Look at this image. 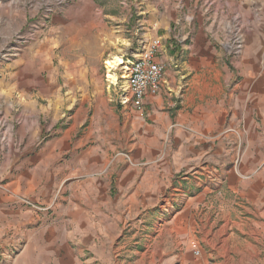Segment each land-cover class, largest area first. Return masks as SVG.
<instances>
[{
  "label": "rangeland",
  "instance_id": "obj_1",
  "mask_svg": "<svg viewBox=\"0 0 264 264\" xmlns=\"http://www.w3.org/2000/svg\"><path fill=\"white\" fill-rule=\"evenodd\" d=\"M58 1L0 0V264H264V223H250L241 201H234L237 219L220 208L222 185L194 203L188 194L179 196L175 205L172 187L186 182L181 179L193 170L148 180L146 196L128 198L117 191L131 172L160 170L174 145L170 137L144 141L149 133L137 128L139 121H148L144 106L122 102L127 78L122 72L130 54L141 51V38L161 37L165 25L170 37L161 38V46L176 41L182 47L187 37L178 35L181 28L187 22L192 28L199 18L202 27L225 32V53L238 57L246 30L254 23L263 28L264 0H182L180 8H187L180 11L190 17L173 21L168 15L176 0H156L141 17L122 0H69L60 7ZM46 6L52 8L48 19L43 18ZM237 37L241 49L235 54ZM38 46L46 49V60L29 64L27 50ZM160 49L155 58L165 71ZM114 56L123 64L108 73L105 63ZM32 65L34 90L24 84ZM9 66L15 69L11 79ZM109 74L117 76L116 83ZM27 93L35 94L34 110L27 107ZM184 131L213 143L234 142L238 166L245 146L236 128L224 126L207 135ZM46 146H52L56 159L42 164L30 157ZM79 152L86 158L75 160ZM262 166L241 175L242 181L261 189L264 181L249 179ZM92 179L108 180L109 195L84 196L80 188Z\"/></svg>",
  "mask_w": 264,
  "mask_h": 264
},
{
  "label": "crops",
  "instance_id": "obj_2",
  "mask_svg": "<svg viewBox=\"0 0 264 264\" xmlns=\"http://www.w3.org/2000/svg\"><path fill=\"white\" fill-rule=\"evenodd\" d=\"M181 3L182 0L174 2L175 14H169V20H188L190 16L182 12L187 7L183 5V8H180ZM167 10L164 8L163 14ZM194 20L196 21L192 23V28L187 22L180 30L182 33L178 34L180 37H187L182 47L176 41L163 42L161 55L158 57V60L165 64L161 90L158 95L148 97L144 102V113L145 117L148 116L149 123L139 121L137 126L141 134L149 133L144 139L148 143H156L162 138L165 140L170 137L174 142L171 159L160 170L151 166L154 168H149L150 173L131 172L121 180L118 195L123 194L128 198L135 194L146 196L150 187L148 180L158 182L164 174L171 177L178 171L193 170L189 177L181 179L186 182L177 181L172 187L171 190L178 195L175 194V205L182 200V196L189 195L188 198L194 203L206 195H211L210 189L214 187L225 188L220 196V208L229 215L234 212L237 219L239 203L234 201H241V208L248 206L246 213L250 223L254 224L256 219L257 222L264 223V208L258 209L259 205L264 204V186L260 189L254 183L243 182L241 177L243 174L252 173L256 165L264 164V23L263 28H257L254 23L253 27L246 30L242 54L229 57L221 41L225 32L213 30L211 27L206 29L202 27L199 18ZM262 21L264 22V15ZM162 29L160 38L165 41L170 37V33L165 25H162ZM45 50L43 46L29 48L28 63L34 64L33 60L36 59L45 61L46 57L42 55ZM177 59L182 60L178 69L174 67ZM9 67L6 74L11 79L15 69L14 66ZM28 69L29 67L26 69L24 84L28 89L34 90V67L31 71ZM36 71L41 74L40 69ZM183 85L185 88L180 94ZM13 86L11 81L6 84L11 98ZM25 101L28 102L29 109H35L34 93H27ZM133 122L137 123L136 120ZM125 123L128 124L127 121ZM224 126L234 127L242 133L245 150L241 154L238 168L234 165L237 157L234 153V142L218 140L213 143L184 131L189 128L193 133L207 135L219 131ZM135 130L136 128L133 131ZM128 131L131 132V129ZM227 138L234 140L231 136ZM53 151L52 146H46L36 153L38 155L33 154L30 157H38V162L48 164L57 155ZM73 158L85 159L86 155L79 152L75 153ZM80 164L83 165L82 161ZM259 180L264 181V166L256 177L249 179L255 182ZM109 185L108 180L92 179L89 186L83 185L80 190L86 197L108 196ZM252 206L255 208H250ZM82 220L84 221V217ZM66 251L67 249L64 253ZM67 255L69 251L65 257Z\"/></svg>",
  "mask_w": 264,
  "mask_h": 264
},
{
  "label": "built area",
  "instance_id": "obj_3",
  "mask_svg": "<svg viewBox=\"0 0 264 264\" xmlns=\"http://www.w3.org/2000/svg\"><path fill=\"white\" fill-rule=\"evenodd\" d=\"M69 0H60L57 6L60 7ZM122 0V5L127 8H134L138 17L145 16L149 6L156 0ZM43 18L48 19L52 13L51 6L44 8ZM143 41L141 51L137 54H130V61L125 70L126 75V94L122 102L135 109H142L148 97H154L159 92L164 75V65L156 60L158 49L161 47V38L155 37ZM237 49L235 54L240 52V38H236ZM235 41V42H236ZM141 42V41H140ZM139 46V45H138Z\"/></svg>",
  "mask_w": 264,
  "mask_h": 264
},
{
  "label": "bare ground",
  "instance_id": "obj_4",
  "mask_svg": "<svg viewBox=\"0 0 264 264\" xmlns=\"http://www.w3.org/2000/svg\"><path fill=\"white\" fill-rule=\"evenodd\" d=\"M123 64V61L119 58V57H112L111 59H109L108 61H106L105 63V68L107 69L108 73L111 72V71H115L118 69V67ZM125 73L122 72V78H125ZM108 80L111 82V83H116L117 81V76L116 75H111L109 74L107 76Z\"/></svg>",
  "mask_w": 264,
  "mask_h": 264
}]
</instances>
